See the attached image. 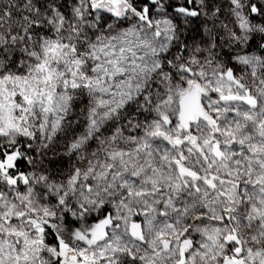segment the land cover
Segmentation results:
<instances>
[{
  "label": "snow or ice",
  "instance_id": "obj_1",
  "mask_svg": "<svg viewBox=\"0 0 264 264\" xmlns=\"http://www.w3.org/2000/svg\"><path fill=\"white\" fill-rule=\"evenodd\" d=\"M0 264H264V0H0Z\"/></svg>",
  "mask_w": 264,
  "mask_h": 264
}]
</instances>
